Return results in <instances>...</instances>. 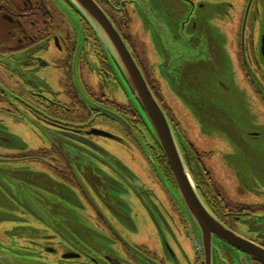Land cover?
Instances as JSON below:
<instances>
[{
  "label": "flooded vegetation",
  "instance_id": "af4514ba",
  "mask_svg": "<svg viewBox=\"0 0 264 264\" xmlns=\"http://www.w3.org/2000/svg\"><path fill=\"white\" fill-rule=\"evenodd\" d=\"M183 1L190 4L191 11L195 10L193 0ZM247 1L239 31L237 64L264 105V55L260 44L264 34L258 31V25H252L251 35L245 40L249 11L252 10L253 19H257L260 4L258 0ZM94 2L112 21L144 82L166 113L204 207L212 219L244 239L246 246L237 247L216 236L202 239L197 225L169 191L176 190L174 177L143 121L141 105L124 65L112 47L100 43L71 1L0 0V86L16 88L7 99L3 88L0 90V112L10 114L11 105H19L28 119L46 134L43 140L37 138L36 146L26 141L23 149L12 148L13 153H8V144L14 143H8L7 135L4 136L0 141L5 142L6 149L0 150V164L24 163L25 169L37 166L49 175L47 182L53 192L62 195L61 186L68 185L85 200L76 169L86 170L88 161L102 154H109L118 161L126 158L130 148L153 161L144 178L133 179L137 189L130 182L123 186L127 192L126 202L121 203L117 211L122 217L120 222L115 221L117 226L109 223L96 205L86 206L90 207L88 214L94 212V215L89 214L87 222L95 229L104 226L95 230L96 238L104 242L103 247L95 248V256L76 245L71 246L79 241L71 240L77 228L62 232L66 241L60 234L54 235L46 229V233L35 232V241L26 240L28 245L21 248L19 257L17 244L15 247L6 244V239L0 235V264H206V258L211 264H264L252 256L248 248L264 249V223L252 219L264 214V205L244 203L240 189L247 185H241L240 179L234 183V202L218 192L209 168L179 131L180 126L169 113L170 107L161 92L159 71L153 65L146 68L133 50L134 42L129 33L131 18L126 6L132 5L134 0ZM6 64L13 67L7 69ZM50 70L58 75L55 90L49 87L50 82L55 83ZM149 72L155 73L158 80ZM5 117L1 119L6 124ZM28 125L27 130L32 128ZM250 137L257 138L256 135ZM146 164L147 161L142 163ZM259 171L258 185L264 184V170L259 168ZM51 179L62 185L53 187ZM3 199L1 195L0 203ZM142 221L146 224L137 226ZM14 232L15 227L6 233ZM14 241L17 243V239Z\"/></svg>",
  "mask_w": 264,
  "mask_h": 264
},
{
  "label": "rangeland",
  "instance_id": "374dc122",
  "mask_svg": "<svg viewBox=\"0 0 264 264\" xmlns=\"http://www.w3.org/2000/svg\"><path fill=\"white\" fill-rule=\"evenodd\" d=\"M258 1L260 14L253 19V12L249 11L245 40L251 35L252 25H258V31L264 34V0ZM193 2L194 11L183 0H134L132 5H127L133 50L146 68L153 65L159 71L160 88L170 107L169 113L209 168L218 192L234 202V183L240 179L241 185H247L240 189L244 203L264 205V189L261 188L264 184H257L261 176L259 168L264 170V105L237 64L239 31L248 1ZM49 72L54 74L51 80L55 81L50 82L49 87L55 90L58 75ZM149 75L157 79L155 73L149 72ZM2 88L5 99L16 90L12 86L2 85ZM2 88L0 86L1 91ZM11 109L10 114L0 112V140L7 135V142L14 143L8 144V153H13L12 148L23 149L26 141L36 146L37 138L45 139L43 130L28 119L19 105H11ZM3 116H6V124L1 119ZM28 123L32 126L29 130L25 128ZM5 149V142L0 141V150ZM146 161L148 164L143 166ZM151 164V157L147 159L130 148L126 158L118 161L109 154H102L88 161L86 170L75 168L85 200L68 185L63 188L55 179H51L53 187L61 186L62 195L53 192L47 182L49 175L37 166L25 169L24 163L0 164V197L5 198L0 203V235L6 239V244L13 247L17 244L19 257L21 248L28 245L26 240H36L38 230L60 234L66 241L62 232L77 228L71 240L79 241L71 246L76 245L95 256V248L104 246V242L96 238L95 230L104 226L95 229L87 222L89 214L94 215L92 211L88 214L90 205H96L109 223L116 225L115 221L120 222L122 218L117 213L120 204L126 202L127 192L123 186L130 182L137 189L133 179L144 178ZM165 186L167 188L166 183ZM169 191L177 199L176 190ZM87 205L90 207L86 208ZM252 219L264 223V214ZM145 224L138 222L137 226ZM13 227L16 232L8 235L6 232H12Z\"/></svg>",
  "mask_w": 264,
  "mask_h": 264
},
{
  "label": "water",
  "instance_id": "95a60500",
  "mask_svg": "<svg viewBox=\"0 0 264 264\" xmlns=\"http://www.w3.org/2000/svg\"><path fill=\"white\" fill-rule=\"evenodd\" d=\"M73 6L79 10L81 16L89 24L97 35L98 40L104 46H110L116 51L119 61L125 67L133 91L137 95V100L143 111L142 118L153 135L157 145L161 149L163 156L170 167L172 177L175 180L176 197L186 210L191 220L197 225L203 240L210 239V236L220 237L230 241L237 247L246 246V241L237 237L230 230L225 229L219 222L212 219L207 208L204 207L201 198L194 187L192 178L185 166L184 157L181 154L176 135L172 126L164 113L161 105L156 101L150 91L136 61L132 59L130 51L127 49L123 39L115 29L112 21L108 19L104 11L97 6L94 0H70ZM261 53L264 55V36L261 39ZM252 256L264 263V249L256 246H248ZM206 264H211L206 258Z\"/></svg>",
  "mask_w": 264,
  "mask_h": 264
}]
</instances>
